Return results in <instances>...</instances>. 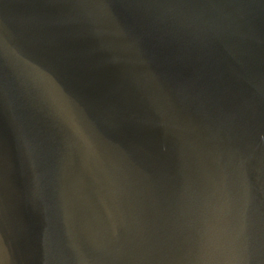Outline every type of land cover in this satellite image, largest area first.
I'll use <instances>...</instances> for the list:
<instances>
[{"label":"water","instance_id":"obj_1","mask_svg":"<svg viewBox=\"0 0 264 264\" xmlns=\"http://www.w3.org/2000/svg\"><path fill=\"white\" fill-rule=\"evenodd\" d=\"M0 264H264V0H0Z\"/></svg>","mask_w":264,"mask_h":264}]
</instances>
